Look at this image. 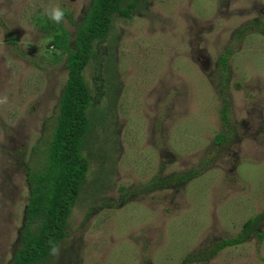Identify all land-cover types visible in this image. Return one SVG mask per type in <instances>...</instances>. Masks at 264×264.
I'll list each match as a JSON object with an SVG mask.
<instances>
[{
    "label": "rangeland",
    "instance_id": "374dc122",
    "mask_svg": "<svg viewBox=\"0 0 264 264\" xmlns=\"http://www.w3.org/2000/svg\"><path fill=\"white\" fill-rule=\"evenodd\" d=\"M57 5L70 15L60 24L44 14ZM91 5L0 0V264L22 246L28 171L48 162L68 80V51L48 43L63 27L74 50ZM262 24L264 0H146L114 18L84 70L87 179L44 264H184L264 213ZM258 228L263 238L191 264H264V219Z\"/></svg>",
    "mask_w": 264,
    "mask_h": 264
},
{
    "label": "trees",
    "instance_id": "16d2710c",
    "mask_svg": "<svg viewBox=\"0 0 264 264\" xmlns=\"http://www.w3.org/2000/svg\"><path fill=\"white\" fill-rule=\"evenodd\" d=\"M144 1L92 0L86 21L78 30L74 50H68V33L63 27L55 30L52 41L48 43L56 51H68V80L60 99L57 125L52 139L47 140L48 162L41 170L28 171L30 196L25 211L22 246L13 264L47 263L54 256L51 254L52 248H58L68 238V220L78 203L90 168V161L82 154V150L88 142L87 134L91 129L88 110L93 106V100L84 79V70L94 54L96 44L107 40L114 18L130 20ZM65 16L70 15L65 12ZM48 28L46 26L45 30L48 31ZM244 32L241 30L238 36ZM221 61L225 65L227 56L223 55ZM222 120L225 126H229L228 108L223 109ZM227 138L226 134H218L214 146H222ZM197 174L198 171L188 176L177 175L167 179V182L178 184ZM167 182L162 180L146 187L164 188ZM261 219H264V213L250 219L236 237L208 247L205 250L207 253L187 257L184 264H191L192 261L208 262L226 247L244 244L253 236L263 238L258 228Z\"/></svg>",
    "mask_w": 264,
    "mask_h": 264
},
{
    "label": "clouds",
    "instance_id": "9594fccd",
    "mask_svg": "<svg viewBox=\"0 0 264 264\" xmlns=\"http://www.w3.org/2000/svg\"><path fill=\"white\" fill-rule=\"evenodd\" d=\"M44 14L56 24H60L65 18V11L58 5L46 8ZM58 253L59 249L57 247H53L51 254L55 256L58 255Z\"/></svg>",
    "mask_w": 264,
    "mask_h": 264
},
{
    "label": "flooded vegetation",
    "instance_id": "af4514ba",
    "mask_svg": "<svg viewBox=\"0 0 264 264\" xmlns=\"http://www.w3.org/2000/svg\"><path fill=\"white\" fill-rule=\"evenodd\" d=\"M10 39H6V41H9Z\"/></svg>",
    "mask_w": 264,
    "mask_h": 264
}]
</instances>
